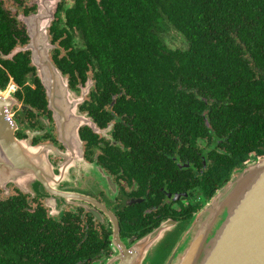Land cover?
<instances>
[{"label": "flooded vegetation", "instance_id": "af4514ba", "mask_svg": "<svg viewBox=\"0 0 264 264\" xmlns=\"http://www.w3.org/2000/svg\"><path fill=\"white\" fill-rule=\"evenodd\" d=\"M37 1L0 0L11 35L0 43V78H8L0 79V92L11 100L13 135L25 153L29 146L48 150L43 167L25 154L38 174L0 168V264H117L120 253L166 221H188L233 172L264 157L262 146L243 151L210 126L178 133L175 123L130 92L123 72L110 69L103 77L90 68L84 80L64 75L70 89L84 94L80 112L92 117L93 126L80 128L83 159L67 156L65 168H51L50 162H65L72 143L61 139L32 52L24 50L31 43L25 19L38 12ZM76 3L60 0L48 30L56 67L88 52L85 33L67 20ZM18 49L13 59L2 58ZM24 61L18 84L9 69Z\"/></svg>", "mask_w": 264, "mask_h": 264}, {"label": "trees", "instance_id": "16d2710c", "mask_svg": "<svg viewBox=\"0 0 264 264\" xmlns=\"http://www.w3.org/2000/svg\"><path fill=\"white\" fill-rule=\"evenodd\" d=\"M83 1L66 14L85 33L88 52L57 62L63 75L84 80L90 68L103 77L121 71L130 92L175 123L178 133L210 126L243 151L262 146L264 153V0ZM9 23L0 6L1 44L11 36ZM166 24L183 36L186 49L164 44L158 32ZM23 64L9 69L18 84Z\"/></svg>", "mask_w": 264, "mask_h": 264}, {"label": "water", "instance_id": "95a60500", "mask_svg": "<svg viewBox=\"0 0 264 264\" xmlns=\"http://www.w3.org/2000/svg\"><path fill=\"white\" fill-rule=\"evenodd\" d=\"M59 1H37L38 12L25 19L31 43L24 50L32 52L31 60L46 90L61 139L72 143L67 156L78 159L74 138L82 143L80 128L93 124L90 116L79 110L84 94L69 88L68 79L50 58L55 46L48 30ZM10 106V98L0 92V168L13 167L20 172L31 169L38 174V168L14 138ZM186 238L189 241L182 247ZM156 245L155 264H264V157L255 158L235 172L188 221H166L141 238L137 248L120 253L117 264H143Z\"/></svg>", "mask_w": 264, "mask_h": 264}, {"label": "rangeland", "instance_id": "374dc122", "mask_svg": "<svg viewBox=\"0 0 264 264\" xmlns=\"http://www.w3.org/2000/svg\"><path fill=\"white\" fill-rule=\"evenodd\" d=\"M162 38L164 39V41L167 44V46L169 48H171V49H177V48L178 49H186L188 47V43L183 38V36L179 32H177L174 28L170 27L167 24L165 25V32L162 34ZM73 143H74V149L76 150L77 155L78 156H82V152H81V150H82V145L81 144L82 143L76 137L74 138ZM25 149H26L25 151L28 154V156L34 162H36L37 164H39V165L42 164L43 165V163H45V162L47 163L48 162L47 159L45 158L46 151H48L46 146L35 147V148H31L29 146L27 148L25 147ZM50 153L51 154H55V155H59L56 151H51ZM65 157H66L65 158V161H66L67 160V155ZM82 159H83V156H82ZM43 161H45V162H43ZM50 166H51V168H56V169H58L59 167L60 168H62V167L65 168V163L61 162V164H58L57 166H54L53 163L50 162ZM63 170L64 169H62V171ZM20 178H21V181H19V182H20L21 186H26L27 182H28L27 176H25V175L23 176L22 175V176H20ZM24 189H26V188H24ZM188 241H189V238H186L184 240V242H183L182 247H184L187 244ZM134 247L137 248L138 247V243H136L134 245ZM156 247H157V245L151 249V252L147 256V258L145 259L143 264H155V261L157 260L156 255H154V251H157ZM154 257H155V261L152 262Z\"/></svg>", "mask_w": 264, "mask_h": 264}]
</instances>
